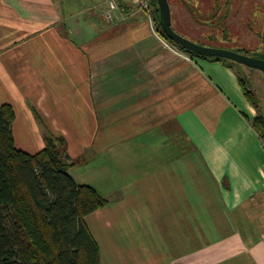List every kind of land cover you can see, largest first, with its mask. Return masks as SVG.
<instances>
[{"label":"crops","instance_id":"obj_1","mask_svg":"<svg viewBox=\"0 0 264 264\" xmlns=\"http://www.w3.org/2000/svg\"><path fill=\"white\" fill-rule=\"evenodd\" d=\"M0 0L15 146L64 137L100 264H264V144L234 69L169 45L136 0ZM79 168V169H78ZM93 221L89 224L88 219Z\"/></svg>","mask_w":264,"mask_h":264},{"label":"trees","instance_id":"obj_2","mask_svg":"<svg viewBox=\"0 0 264 264\" xmlns=\"http://www.w3.org/2000/svg\"><path fill=\"white\" fill-rule=\"evenodd\" d=\"M149 5L164 38L190 56H206L169 39L159 24L157 0H149ZM239 82L258 110L249 121L264 144V114L257 107V94L244 78ZM14 120L13 107L0 105V264H100V249L86 216L105 206L107 199L95 187L75 181L64 137L47 133L45 147L27 153L15 146Z\"/></svg>","mask_w":264,"mask_h":264},{"label":"flooded vegetation","instance_id":"obj_3","mask_svg":"<svg viewBox=\"0 0 264 264\" xmlns=\"http://www.w3.org/2000/svg\"><path fill=\"white\" fill-rule=\"evenodd\" d=\"M175 1V4H172L183 8L188 13L189 22L192 25L196 24V26L193 25L194 28L189 25L191 33H193L191 35L195 40L177 32L178 30L173 25V23L175 25L176 23L171 8V24L177 33L203 46L227 49L254 58L264 59V0ZM240 27L246 30L244 32L235 31ZM177 28L180 27L177 26ZM233 31H235L234 34ZM217 39H221V43L217 42ZM206 42L218 43L221 46L210 45Z\"/></svg>","mask_w":264,"mask_h":264},{"label":"rangeland","instance_id":"obj_4","mask_svg":"<svg viewBox=\"0 0 264 264\" xmlns=\"http://www.w3.org/2000/svg\"><path fill=\"white\" fill-rule=\"evenodd\" d=\"M114 1L120 8L119 2L117 0H114ZM175 2H176L175 0H169V3L171 4V8H172V16L175 20L176 25L180 28H177V26L173 23L174 27L176 28V30H178L177 32H180L183 35H185L186 37L195 40V38L192 37V35H191L193 33H191V27L190 26H193V25L196 26V24L192 25V23L189 22L188 13L185 10H183V8L176 6V5H173V4H175ZM136 5L139 7V9L141 11H144V13L148 16V19H150L151 21H154L152 18L151 12H150L151 17H149V14L147 11L143 10L138 3ZM121 17L122 16L120 14L119 19H121ZM194 26H193V28H194ZM245 30L246 29L241 28V27L235 29V31H243V32ZM235 31H233V34L235 33ZM253 38L256 39L255 37H253ZM164 39L166 40V42L169 45L173 46L169 40H167L166 38H164ZM216 41L221 43V39H217ZM206 43L210 44V45L211 44L212 45H218V43H212V42H206ZM218 46H221V44H219ZM179 50H181V49H179ZM183 53H185V52L183 51ZM185 54L190 59H194L196 57H201V58H206V59H218V58L213 57V56L212 57L211 56H196V55L190 56V54H188V53H185ZM219 61H221L222 63H226L227 65H230L234 69V71L238 77H242L246 80L247 86L251 90H254L255 93L257 94V101H256L257 107H258L259 111L262 114H264V74L262 73V71H260L258 69H253V68L244 66L242 64H239V63L234 62V61L229 60V59L219 58ZM253 111H254L255 115L258 113V110L254 106H253ZM65 149H66V146H65ZM70 159L75 161V162L81 161V162L85 163L88 160V157L83 158L81 155V157L73 158V159L70 158ZM88 222H89V224H92L94 226L93 221L90 218L88 219Z\"/></svg>","mask_w":264,"mask_h":264},{"label":"water","instance_id":"obj_5","mask_svg":"<svg viewBox=\"0 0 264 264\" xmlns=\"http://www.w3.org/2000/svg\"><path fill=\"white\" fill-rule=\"evenodd\" d=\"M158 3V20L163 29L164 34L171 40L178 43L180 46L195 52L196 54L206 56L224 57L244 64L251 68L259 69L264 73V59L254 58L248 55H243L231 50L214 48L197 44L196 42L177 33L172 27L171 7L168 0H157Z\"/></svg>","mask_w":264,"mask_h":264},{"label":"built area","instance_id":"obj_6","mask_svg":"<svg viewBox=\"0 0 264 264\" xmlns=\"http://www.w3.org/2000/svg\"><path fill=\"white\" fill-rule=\"evenodd\" d=\"M136 2L140 5V7L147 11L150 16V5H149V0H136ZM120 16V8L119 6L115 3L114 0H109L108 1V7L103 13V17L105 21L107 22H112L117 19H119Z\"/></svg>","mask_w":264,"mask_h":264}]
</instances>
